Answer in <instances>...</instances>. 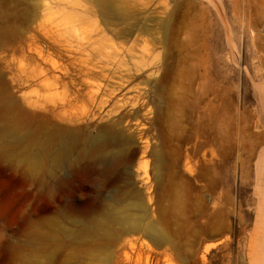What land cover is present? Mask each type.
I'll use <instances>...</instances> for the list:
<instances>
[{
	"label": "rangeland",
	"instance_id": "1",
	"mask_svg": "<svg viewBox=\"0 0 264 264\" xmlns=\"http://www.w3.org/2000/svg\"><path fill=\"white\" fill-rule=\"evenodd\" d=\"M174 1L148 22L159 35L163 24L177 25ZM214 1L227 25L208 4L210 43L229 74L225 129L219 106L209 113L169 91L153 99L156 70L148 82H131L150 89L148 113L114 126L128 136L114 150L147 142L139 175H127L122 162L106 170L63 161L52 177L39 156L47 136L66 129L81 142L111 120L93 117L57 78L65 61L37 37V0H0V264H264V0ZM135 3L128 10L136 15ZM134 37L133 47L151 46L147 32ZM165 40L160 58L180 48L169 32ZM108 180L115 184L105 187ZM108 213L129 219L101 222Z\"/></svg>",
	"mask_w": 264,
	"mask_h": 264
},
{
	"label": "bare ground",
	"instance_id": "2",
	"mask_svg": "<svg viewBox=\"0 0 264 264\" xmlns=\"http://www.w3.org/2000/svg\"><path fill=\"white\" fill-rule=\"evenodd\" d=\"M173 1L37 0V37L46 43L48 49H53L55 54L65 61L57 78L70 90L73 99L82 97V100L83 98L87 100L93 117L101 119L106 117L111 120L110 124L101 126L96 135L88 136L81 142L74 131L68 133L66 129L57 130L47 136L46 142L39 146V156L47 160L45 171L49 176H55L63 161L69 162L73 167L85 161L93 162L104 166L106 170L115 163L122 162L126 167L127 175L138 176L139 159L145 153L148 144L144 141L145 144L141 147L131 145L126 150L123 148L121 150L119 147L114 150V143L117 140L128 138L114 126L128 123L131 117L141 115L140 111L144 114L148 113L146 111L151 100L150 89L141 90L131 85V82L138 78H141L142 82H148V78L156 70L160 72L154 80L153 99L161 103L164 91H169L179 94L180 97L191 98L197 106L203 103L209 113L219 106V126L222 131L225 129L227 125L225 100L229 74L226 59L221 55L217 56L216 50L210 43L208 34L212 31L214 15L208 4L214 7L224 23L225 10L223 6L216 5L214 0H206L208 4L205 6L202 1L176 0L174 4L178 11L177 25L168 27L167 23L163 24L165 33L163 36L159 35L158 30L155 31V26L151 27L148 22L153 20V13L158 12L156 7L159 4H169ZM135 2L141 3L139 10H135L138 12L136 15L128 10L132 6L137 7ZM156 24L159 25L158 22ZM169 28L171 29L167 31ZM138 29L149 34L147 41L151 46L140 49L129 43ZM199 31H202L200 37H198ZM167 32L174 40L181 39L180 48L168 49L160 58V52L156 53V50L160 47L159 44L161 46L162 43L166 44ZM146 38L145 42H147ZM148 68L151 70L148 71ZM133 89L137 93L128 96V92ZM159 105L155 107L158 113L156 115L162 117L163 109ZM126 106L129 107L128 111H124ZM135 122L132 124V130L139 128L140 122ZM172 124L169 126H173ZM160 125V129L165 128L163 123ZM139 130L137 132L144 135L142 132L144 130ZM12 133L16 134V131L12 129ZM171 136L179 137L178 133H173ZM221 138L220 136V142L223 144ZM114 184L113 180H108L105 187ZM128 219L127 214L108 213L99 220L105 223L125 222Z\"/></svg>",
	"mask_w": 264,
	"mask_h": 264
}]
</instances>
